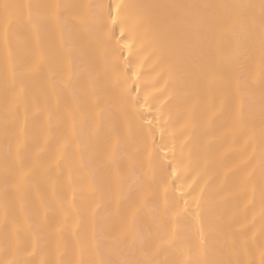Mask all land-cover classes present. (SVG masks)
I'll return each mask as SVG.
<instances>
[{"label":"snow or ice","instance_id":"1","mask_svg":"<svg viewBox=\"0 0 264 264\" xmlns=\"http://www.w3.org/2000/svg\"><path fill=\"white\" fill-rule=\"evenodd\" d=\"M0 25V264H264V0L2 2Z\"/></svg>","mask_w":264,"mask_h":264},{"label":"bare ground","instance_id":"2","mask_svg":"<svg viewBox=\"0 0 264 264\" xmlns=\"http://www.w3.org/2000/svg\"><path fill=\"white\" fill-rule=\"evenodd\" d=\"M2 2H10V3H16V4H35V3H77V4H108L109 0H0V3ZM125 3H135V2H146V3H155V4H213V3H224V2H229V3H255L259 4L260 0H123ZM3 59H4V51L2 47V25H0V72L3 71ZM257 59V63H258ZM256 78L257 80L259 79V69L257 68L256 70ZM258 97V93H257ZM3 105V97L2 94H0V109H2ZM254 110L256 112L257 117H259V103L258 99L257 102L254 104ZM21 117H23V109L21 110ZM157 142L160 140V134L159 132L157 133L156 136ZM244 141L241 140L240 145L234 146V145H225L226 149L229 150H236L238 147H243ZM3 150V136L0 134V152ZM251 154V150H250ZM161 155H164V152H161ZM258 155V154H257ZM237 162L238 163H243L244 158L243 157H237ZM255 164V162H254ZM256 171L254 173L255 175V183L259 185L261 182V177L259 175L258 171V165L256 166ZM251 170V169H250ZM191 182V181H190ZM183 191H190L187 187L183 189ZM179 193H177L178 195ZM243 205L244 201H240L238 204H233L229 206H223L221 207L220 211L222 212H242L243 211ZM39 212L41 216H44L46 214V210L44 208H39ZM59 214V213H58ZM237 227H240V225H237ZM193 230H194V223H193ZM49 253L47 250L43 252L40 256L36 257V262L39 264V261L41 259H48Z\"/></svg>","mask_w":264,"mask_h":264}]
</instances>
